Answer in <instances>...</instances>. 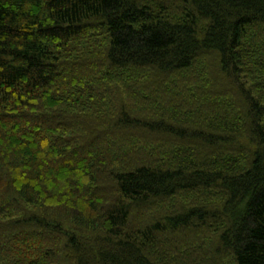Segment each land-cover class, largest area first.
Returning a JSON list of instances; mask_svg holds the SVG:
<instances>
[{
  "label": "trees",
  "instance_id": "obj_1",
  "mask_svg": "<svg viewBox=\"0 0 264 264\" xmlns=\"http://www.w3.org/2000/svg\"><path fill=\"white\" fill-rule=\"evenodd\" d=\"M0 264H264V0H0Z\"/></svg>",
  "mask_w": 264,
  "mask_h": 264
},
{
  "label": "rangeland",
  "instance_id": "obj_2",
  "mask_svg": "<svg viewBox=\"0 0 264 264\" xmlns=\"http://www.w3.org/2000/svg\"><path fill=\"white\" fill-rule=\"evenodd\" d=\"M75 46V48H77V49H79L80 50V48L79 47H77L76 45H74ZM84 48H88L89 46H87V45H84L83 46Z\"/></svg>",
  "mask_w": 264,
  "mask_h": 264
}]
</instances>
